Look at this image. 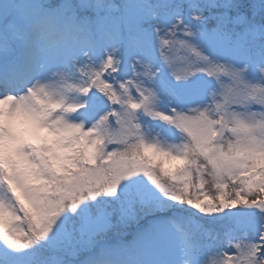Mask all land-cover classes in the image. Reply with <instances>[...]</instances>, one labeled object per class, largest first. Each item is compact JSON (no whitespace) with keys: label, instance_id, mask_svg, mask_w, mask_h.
<instances>
[{"label":"snow or ice","instance_id":"1","mask_svg":"<svg viewBox=\"0 0 264 264\" xmlns=\"http://www.w3.org/2000/svg\"><path fill=\"white\" fill-rule=\"evenodd\" d=\"M0 264H264V0H0Z\"/></svg>","mask_w":264,"mask_h":264},{"label":"rangeland","instance_id":"2","mask_svg":"<svg viewBox=\"0 0 264 264\" xmlns=\"http://www.w3.org/2000/svg\"><path fill=\"white\" fill-rule=\"evenodd\" d=\"M211 227L215 228L216 226L213 225V226H211Z\"/></svg>","mask_w":264,"mask_h":264}]
</instances>
